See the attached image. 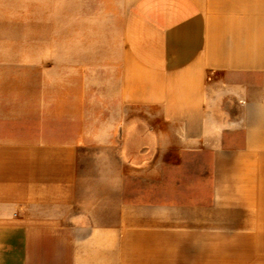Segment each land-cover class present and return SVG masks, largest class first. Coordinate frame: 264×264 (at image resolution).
<instances>
[{"label": "crops", "instance_id": "1", "mask_svg": "<svg viewBox=\"0 0 264 264\" xmlns=\"http://www.w3.org/2000/svg\"><path fill=\"white\" fill-rule=\"evenodd\" d=\"M0 264H264V0H0Z\"/></svg>", "mask_w": 264, "mask_h": 264}, {"label": "rangeland", "instance_id": "2", "mask_svg": "<svg viewBox=\"0 0 264 264\" xmlns=\"http://www.w3.org/2000/svg\"><path fill=\"white\" fill-rule=\"evenodd\" d=\"M57 58H55V57H52V61H54V60H56Z\"/></svg>", "mask_w": 264, "mask_h": 264}]
</instances>
